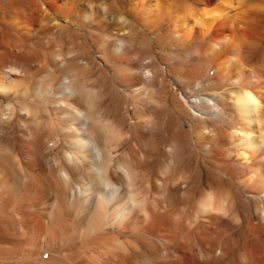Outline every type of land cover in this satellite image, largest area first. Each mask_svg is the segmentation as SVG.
Returning <instances> with one entry per match:
<instances>
[{"label":"bare ground","instance_id":"obj_1","mask_svg":"<svg viewBox=\"0 0 264 264\" xmlns=\"http://www.w3.org/2000/svg\"><path fill=\"white\" fill-rule=\"evenodd\" d=\"M5 1L16 38L41 37L32 24L48 15L47 29L59 38L79 36L71 28L79 19L95 25L89 34H106L108 54L120 52L127 65L126 107L139 128V157L130 151L104 172L106 151L76 113L84 139L74 132L73 151L62 143L60 190L20 226L29 264L38 255L40 264H264V0H117L124 13L111 16L116 23L104 3ZM148 47L160 50L163 65L142 56ZM30 78L16 66L0 69V129L8 136L0 142V223L17 207L12 125L29 115ZM67 84L57 95L72 94ZM84 151L91 180L74 163ZM19 153V199L38 204L42 185L33 179L36 152L27 137Z\"/></svg>","mask_w":264,"mask_h":264},{"label":"rangeland","instance_id":"obj_2","mask_svg":"<svg viewBox=\"0 0 264 264\" xmlns=\"http://www.w3.org/2000/svg\"><path fill=\"white\" fill-rule=\"evenodd\" d=\"M78 1H80V4L84 3V0ZM87 1L88 3L89 1L93 3V5H101L104 3L105 5H108L109 8L112 7L110 10H113V12L109 13L110 22L119 20L116 16H113V18L111 17L115 13H117V16L123 15L124 13L117 0H86L85 2L87 3ZM8 12L9 6L7 2L5 0H0V69H7L10 66H16L20 70H26L32 78H30L31 84L26 95V101L29 105L28 108H30L28 111L29 115L23 120L17 116H14L15 119L13 118L12 134L14 136L12 135V137H14V143L12 162H14L13 173L15 177V191H18L15 197L17 209L15 208L12 211L13 213L11 214L10 220H4L0 223V235L9 236L11 239L14 237L12 239L13 241H9L8 243L6 242L7 240H0V250L6 246L3 251H0V264H29L28 261L30 259L24 249L26 245V243H24L26 237L25 234L20 231V226L22 227L24 223H28L31 218L36 216L39 210L43 207L48 193H56L60 190L62 179L58 169V163L56 164V162L59 161L63 151L62 143H66L69 149L73 151L70 148L73 143V135L75 131L80 132L81 127L76 113L79 112L86 117L87 121L85 129L87 135L89 134L88 136L92 140L94 139L98 145L101 143L100 145L102 148L99 146L101 151H106L107 154L105 153L106 155H103V151L102 155L103 158L104 156H107V159L105 157L102 160L103 164H105L103 165V171L105 169L107 172V167L113 160L118 158L125 161L128 160V152L130 151H132L137 158L139 157V149L134 144L136 132L139 128L132 110L129 108L127 109L126 107V93L123 89V85L124 76H126L125 72H127V65H125L122 57L120 58V52L114 56L108 54L106 43L109 38L106 34L105 36L99 34L96 35L94 33L89 34L87 30L92 26L96 28L95 25L92 24L89 26L85 25V23L83 25L81 22L82 20L79 19L78 23L80 22L79 24H82L79 25V29L75 26H71L73 30H77L76 32L79 31L80 33L79 36L75 37L76 40L75 38H72L75 40L74 42L72 39L70 41V39L59 38L56 37V34H53L55 31L47 29L50 28L48 25L51 26L50 20L54 18L53 16L48 15L43 18L35 17V23L32 24L42 32L41 37L36 38L33 35H28V37L16 38L8 31L10 30L7 22ZM3 16L6 17V20H4L5 17ZM51 17L53 18L51 19ZM114 17H116L117 20L114 19ZM43 20L46 21L43 22ZM119 25L121 26L120 23L118 24V27ZM44 28H46V30H44ZM64 39H66V41H64ZM76 41L77 44L75 45L78 46H71L76 43ZM101 47L104 48L102 49ZM148 54L152 55H150L151 58L154 55L155 57L153 58L159 60L158 54L160 55L161 53L160 50H156L155 47H148L146 52H144L143 49L142 56L147 57L149 56ZM159 63L160 65H163L160 60L157 62V65ZM63 80H66L68 83L67 85L72 90L71 95H57L61 89L59 84ZM2 99L4 100V97H2ZM125 109L129 110V112ZM76 121H78L77 124ZM129 128H131L132 131V135L130 136L127 132L124 134V131ZM0 130H2L0 131V142H4L8 139L7 130L5 131L2 128ZM79 132L78 137L83 140L84 138ZM120 134H124L125 137ZM24 137H27V143L29 144L30 149L36 152L33 157L36 162L32 166L31 172L33 179L42 185L43 194L42 199L38 204L31 203V205L28 206H24L23 201L19 199V194L22 188L21 183L23 182V176L20 174L21 168L19 166L21 159L19 147L24 140ZM127 139L128 141H126ZM35 144H37V146ZM0 148V155L3 157L5 156V150L3 146ZM85 152L87 151H84L83 153L81 152L79 155L76 154L79 159L77 156V158L74 157L76 159L74 163L79 161L75 164L78 167L80 165L82 166L79 167L82 170L79 172L80 177L85 180H91L95 177V174L89 169L88 160L90 155L88 152ZM72 154L75 156V153L72 152ZM106 160L107 163H105ZM94 180L96 181V178H94ZM95 181L93 182L94 185L96 184ZM12 243H14L13 246ZM43 258H45L44 255H38L33 261V264H40Z\"/></svg>","mask_w":264,"mask_h":264}]
</instances>
